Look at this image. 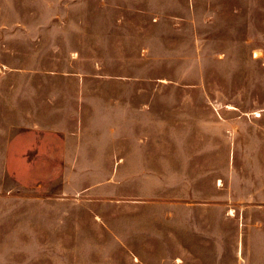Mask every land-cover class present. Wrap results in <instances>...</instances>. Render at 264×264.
Here are the masks:
<instances>
[{"label":"rangeland","instance_id":"obj_1","mask_svg":"<svg viewBox=\"0 0 264 264\" xmlns=\"http://www.w3.org/2000/svg\"><path fill=\"white\" fill-rule=\"evenodd\" d=\"M19 122L113 171L25 166ZM0 264H264V0H0Z\"/></svg>","mask_w":264,"mask_h":264},{"label":"crops","instance_id":"obj_2","mask_svg":"<svg viewBox=\"0 0 264 264\" xmlns=\"http://www.w3.org/2000/svg\"><path fill=\"white\" fill-rule=\"evenodd\" d=\"M29 126L30 127L25 128L24 123H17L16 127L19 128V130H21L20 133L23 134L20 135V133H18L16 138L10 137V140L7 141V144L4 147L5 151H7L5 153L7 156L11 155L14 151L17 157H21L23 160L26 159L25 166L32 165L29 158L36 157L39 159L38 164L41 166H47L48 169L46 171L49 172L57 171L55 168L57 163H59L58 166L63 167L67 165L72 166L73 164L74 166H91L94 171H98L96 167H100L102 162L96 158L105 156L109 158L108 167L110 168L108 171H113L114 165H112L110 158L114 154L120 152L117 143H111L110 146L105 147L103 140L88 139L79 133H74L68 130V127L62 124L57 125V123H48L47 125L40 123L39 126L32 123ZM63 128H65V131ZM41 130L44 132L39 136V139L35 136L29 135H32L30 132ZM114 141L115 140L113 139V142ZM116 141H118V139ZM81 158L89 159L83 160ZM159 163L161 166H167V157L161 156ZM115 166L118 168V161ZM219 180H221L222 184V179ZM181 245L183 248V244Z\"/></svg>","mask_w":264,"mask_h":264},{"label":"bare ground","instance_id":"obj_3","mask_svg":"<svg viewBox=\"0 0 264 264\" xmlns=\"http://www.w3.org/2000/svg\"><path fill=\"white\" fill-rule=\"evenodd\" d=\"M257 116H259V113H257ZM219 185H221V180H219ZM232 214H234V213L232 212Z\"/></svg>","mask_w":264,"mask_h":264}]
</instances>
